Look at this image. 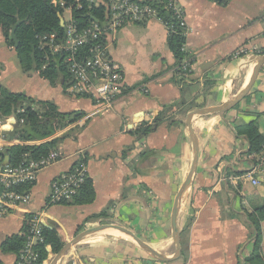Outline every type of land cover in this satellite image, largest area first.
Wrapping results in <instances>:
<instances>
[{"label": "crops", "instance_id": "1", "mask_svg": "<svg viewBox=\"0 0 264 264\" xmlns=\"http://www.w3.org/2000/svg\"><path fill=\"white\" fill-rule=\"evenodd\" d=\"M179 3L187 25L185 48L195 59L191 73L178 72L160 19L126 25L109 37L110 57L122 71L123 83L108 109L93 98L71 96L64 83L54 86L37 72H24L0 29V86L53 102L70 120L80 116L47 140L75 130L58 144L61 160L27 187L29 205L0 217V263L17 264V255L4 253L2 245L22 234L29 216L56 230L64 245L87 230L110 227L132 233L164 255L175 254L172 214L194 153L187 120L196 111L229 103L245 89L261 57L255 51L264 50V0ZM244 47L250 53L234 58ZM15 124V116L6 119L0 133L12 132ZM250 124L264 137V64L237 108L192 120L199 159L178 218L180 258L155 260L129 241L95 234L72 247L58 264H249L258 236L250 215L264 207V153L250 156L248 138L237 132ZM144 127L152 130L141 131ZM8 140L12 146L22 144ZM12 146L0 154L4 162L9 163L5 154ZM79 159L93 183L94 202L50 204L52 184ZM251 171L257 186L241 179ZM259 236L264 249V220ZM47 251L43 264H52L57 254L50 247ZM261 259L264 264V254Z\"/></svg>", "mask_w": 264, "mask_h": 264}, {"label": "trees", "instance_id": "2", "mask_svg": "<svg viewBox=\"0 0 264 264\" xmlns=\"http://www.w3.org/2000/svg\"><path fill=\"white\" fill-rule=\"evenodd\" d=\"M64 5H55L54 0H0V29L9 47L14 48L24 72H37L40 77L49 81L52 85L64 86L71 79V73L64 64L62 54H53L48 39L55 35L57 42L64 41L65 28L61 25L60 17L68 8H72L75 21L80 27L85 28L96 19L101 25L105 23L106 13L104 9L91 10L86 5L77 3V0H62ZM156 8L158 16L168 30V45L178 60V72L186 74L183 68L186 64H193L194 57L185 48L186 28L181 25V19L169 7L172 0H144ZM16 38L18 45L11 38L12 30L17 25ZM47 38L41 45L40 38ZM239 105L236 106V108ZM15 116L14 130L4 135L10 140L21 142L20 145L6 149L9 163L16 165L21 163L26 156L34 160H40L54 152L58 144L65 138L74 134L75 130L68 131L62 137L47 141L59 131L66 129L80 116L70 120L71 115L61 113L59 108L50 101H35L25 94L12 93L0 86V120ZM161 120L157 119L159 124ZM151 127H144L141 131H151ZM240 135H245L250 143V156L264 153V137L256 125L250 124L237 129ZM45 141L39 145H26L28 142ZM5 158V157H4ZM256 162V161H255ZM261 161H259L260 163ZM258 164V162H256ZM25 188V187H24ZM95 200V190L90 179L81 186L75 200L69 204L88 205ZM29 216L21 235L12 236L3 243L4 253H13L20 258L21 252L26 248L28 237L31 235V219ZM95 218V217H94ZM93 218V219H94ZM250 219L258 232L257 241L252 259L249 264H263L261 259L264 249L260 243V221L264 220V207L256 214L250 215ZM44 241L34 246L33 251L37 259L31 264H43L49 256L47 248L50 247L54 254H58L63 248L58 232L42 224ZM2 264V263H0Z\"/></svg>", "mask_w": 264, "mask_h": 264}, {"label": "built area", "instance_id": "3", "mask_svg": "<svg viewBox=\"0 0 264 264\" xmlns=\"http://www.w3.org/2000/svg\"><path fill=\"white\" fill-rule=\"evenodd\" d=\"M55 5H64L62 0H54ZM80 7L86 5L88 9H104L105 23L92 22L85 28L75 21L72 8L65 10L70 15L68 21L63 18L65 38L57 42L56 36H51L48 41L53 54H62L64 64L71 73L67 84V92L73 97H89L96 100L103 108H110L112 102L120 92L123 83V74L119 66L110 57L109 37L116 34L121 28L130 24H145L149 21L160 19L156 8L143 0H77ZM169 7L181 19V25L187 29L184 11L179 0H172ZM185 34L186 31H185ZM47 38H40L41 45ZM259 56H264V50L255 51ZM250 53L247 47L240 48L234 53V58ZM191 64H186L183 71L191 73ZM0 120V125L2 124ZM43 141L28 142L26 145H39ZM14 143L0 133V154L6 147ZM61 160L58 150L50 153L40 160L26 158L19 164H5L0 157V217L25 207L31 202V193L28 186L35 184L37 177L44 169L55 165ZM88 179L87 167L82 160H77L71 170L56 180L51 186L49 196L50 204H67L75 200L81 186ZM254 186L259 181L254 177V171L242 176ZM25 187V188H24ZM42 223L38 217L31 219V231L26 248L21 252L17 264H31L37 259L33 248L44 239L41 235Z\"/></svg>", "mask_w": 264, "mask_h": 264}, {"label": "water", "instance_id": "4", "mask_svg": "<svg viewBox=\"0 0 264 264\" xmlns=\"http://www.w3.org/2000/svg\"><path fill=\"white\" fill-rule=\"evenodd\" d=\"M60 20H61V25L63 26L64 21H63L62 16L60 17ZM93 20L95 22H97L96 19H93ZM18 25H19V23L13 28L12 34H11V38L14 40L16 47L18 45V41L16 38V30H17ZM262 64H264V56H261L256 61V64L253 68V71H252V74L250 76L249 83H248L247 87L245 89H243L229 103H227L221 107L215 108V109H202V110L196 111L195 113L191 114L187 120L186 126H187V129L189 132L190 139H191L192 144H193L194 153H193L192 166L190 169L188 179H187L185 185L183 186L182 190L180 191V193L177 197L175 207L173 210V214H172V231H173V239H174V243H175V247H176V252L174 255L167 256V255H164V254L156 251L150 245H148L147 243H145L144 241H142L141 239H139L138 237L134 236L132 233H130L126 230L117 229V228H110V227H100V228L90 229V230H87L83 233H80L71 242L66 243L63 246V248L60 250V252L56 255L52 264H58L66 256V254L68 253V251L72 247H74L77 244L85 241L87 238H89L95 234H105V235H109V236H113V237H117V238L129 241L134 246H136L138 249H140L141 251L146 253L149 257H151L152 259H155V260H159V261H163V262H170V261H174V260L180 258L182 255V246H181V241H180V231L178 228V218H179L181 209L184 205L185 199H186L187 195L189 194L190 189L194 183L196 173H197V168H198V159H199V147H198L197 139H196L195 134L193 132L192 120L196 116H204V115H207L210 113H217L219 115H223V114L233 110L234 108H236V106L239 105L245 99V97L249 94L252 87L254 86V83H255L256 78H257L258 73H259V67ZM5 164H8L7 160L5 161Z\"/></svg>", "mask_w": 264, "mask_h": 264}, {"label": "rangeland", "instance_id": "5", "mask_svg": "<svg viewBox=\"0 0 264 264\" xmlns=\"http://www.w3.org/2000/svg\"><path fill=\"white\" fill-rule=\"evenodd\" d=\"M63 16H64L66 21H68L70 19V15H69V13L67 11L64 12Z\"/></svg>", "mask_w": 264, "mask_h": 264}]
</instances>
